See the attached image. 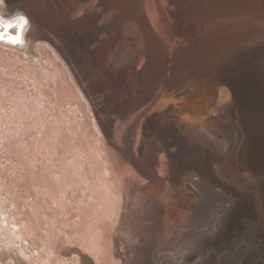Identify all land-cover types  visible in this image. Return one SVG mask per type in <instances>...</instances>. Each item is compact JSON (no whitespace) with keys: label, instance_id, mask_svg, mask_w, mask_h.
<instances>
[{"label":"bare ground","instance_id":"1","mask_svg":"<svg viewBox=\"0 0 264 264\" xmlns=\"http://www.w3.org/2000/svg\"><path fill=\"white\" fill-rule=\"evenodd\" d=\"M0 1L28 20L0 29L1 57L45 42L103 108L102 168L78 177L93 215L76 227L97 264L114 261L123 192L155 210L131 246L141 264H170L157 249L172 237L179 264H264V0Z\"/></svg>","mask_w":264,"mask_h":264},{"label":"rangeland","instance_id":"2","mask_svg":"<svg viewBox=\"0 0 264 264\" xmlns=\"http://www.w3.org/2000/svg\"><path fill=\"white\" fill-rule=\"evenodd\" d=\"M43 43L18 53L9 47L6 59L0 55V264H80L75 251L97 264L82 248L76 227L93 215L79 179L91 177L89 162L102 168L103 108L76 82L69 61ZM121 199L106 224L114 261L104 264H141L131 246L151 237L155 210L127 192ZM173 239L157 251L179 264L184 237Z\"/></svg>","mask_w":264,"mask_h":264},{"label":"snow or ice","instance_id":"3","mask_svg":"<svg viewBox=\"0 0 264 264\" xmlns=\"http://www.w3.org/2000/svg\"><path fill=\"white\" fill-rule=\"evenodd\" d=\"M25 24H27V20L24 19L23 16L16 17V21H10V20H4L2 17H0V28L3 29H9V28H15L20 27L22 28ZM10 42L12 43H19V38L11 39Z\"/></svg>","mask_w":264,"mask_h":264},{"label":"clouds","instance_id":"4","mask_svg":"<svg viewBox=\"0 0 264 264\" xmlns=\"http://www.w3.org/2000/svg\"><path fill=\"white\" fill-rule=\"evenodd\" d=\"M10 29V28H9ZM14 38H19V40L21 41V37L19 34L17 35H14V36H8L7 39L10 41L11 39H14Z\"/></svg>","mask_w":264,"mask_h":264}]
</instances>
